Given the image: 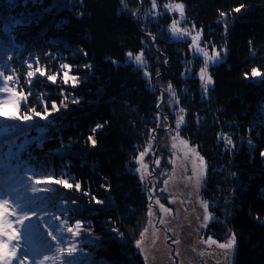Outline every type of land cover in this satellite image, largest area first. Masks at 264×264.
Masks as SVG:
<instances>
[{"label":"trees","instance_id":"1","mask_svg":"<svg viewBox=\"0 0 264 264\" xmlns=\"http://www.w3.org/2000/svg\"><path fill=\"white\" fill-rule=\"evenodd\" d=\"M54 1L0 0V35L7 42L3 28L12 23L6 30L15 28L20 51L16 55L12 49L11 61L0 54V64L16 70L25 93L29 86L21 62L29 56H39L49 75L59 73L60 63L67 62L73 65L71 74L80 79L72 88L70 83L35 77L21 113L33 107L43 113L46 103L51 114L46 119L34 116L31 124L46 125L48 131L42 144L32 143L24 151L14 146L24 143L21 132L3 136L0 198L22 177L66 179L73 184L71 189L50 183L54 186L50 191L44 183V198L30 205L44 208V213L70 227L83 222L80 234L73 235L77 250L70 252L69 264H144L133 238L142 227L148 202L127 167L143 144L158 100L139 72L126 64L127 53L135 55L143 49L144 33L122 9V0H75L72 10L56 7ZM169 1L182 3L204 33L223 34L227 56L211 70L214 83L207 98L196 78L181 77V54L174 45H159L167 59L161 69L167 71L165 81L182 93L180 105L186 118L181 135L208 167L202 198L217 208L228 206L225 224L236 244L233 264H264V75L245 79L253 67L264 73V0ZM135 5L137 0H128L127 9ZM241 5V12H235ZM17 20L22 23L16 26ZM65 96L66 109L61 107ZM73 99L80 103H72ZM52 102L59 111L51 112ZM98 124L103 127L93 132ZM35 134L33 130L28 135ZM225 137L233 144L228 145ZM93 197L103 204H96ZM217 208L213 212L221 219ZM209 229L213 239L223 241L216 222ZM6 261L0 255V264Z\"/></svg>","mask_w":264,"mask_h":264},{"label":"rangeland","instance_id":"2","mask_svg":"<svg viewBox=\"0 0 264 264\" xmlns=\"http://www.w3.org/2000/svg\"><path fill=\"white\" fill-rule=\"evenodd\" d=\"M8 1L14 2V0ZM74 2L75 0L54 1L56 7L70 10L74 8ZM156 3L157 8L153 9L152 0H137V5L127 9L125 5L128 4V0H122V9L127 10L144 33L143 49L138 54L143 52L145 64L138 68L134 62H130L128 56L126 64L132 65L133 69L139 72L148 88L157 95V105H159V107L156 105L157 113L151 120L143 144L136 148L127 167L129 172L136 176L148 202L147 212L141 222L142 227L139 232H135L133 245L140 253L144 264H199L197 254L208 256L209 253H214V257L220 254L221 264H233L235 242L231 249L219 247V244H226L234 235L225 224L227 213L224 210H227L228 206L217 208L216 203H209L202 198V190L208 178V167L197 148L181 135L186 118V110L180 105L182 93L174 89L171 84V90H169V83L164 79L167 71L161 69L163 65L167 66V59L162 55L159 45L175 46L177 53L181 54L180 63L183 68L181 77L196 78L204 98L209 96L212 84L208 85L205 91L199 79V70L204 66L203 57L196 54L194 50H190V36L182 40H176L171 36L169 26L173 19L178 18V14H168L164 4L173 2L156 0ZM184 10L185 20L179 26L188 28L193 35L202 30L199 43L201 47L207 46L210 55L213 46L220 51L219 61L209 65L208 72L211 75V70L227 56L223 34L216 31L204 33L202 28L197 27L190 20L185 6ZM193 25H195L194 29ZM225 49L226 53L223 51ZM144 71H148L150 76L145 77ZM59 73L57 80L63 81L62 70ZM172 92L175 93L174 97ZM0 99H7V95H0ZM181 108L184 110L183 113L180 112ZM178 115H183L184 121L178 130L179 137L175 141L177 147L173 148ZM15 123L17 122L12 120L4 121V124L14 125ZM22 123L31 124L32 121ZM2 138L0 137V141ZM180 140L187 142V148L180 144ZM149 141L152 142V148L143 161L148 164V169L144 179L141 180L140 173L135 172V169L139 167L136 160L148 147ZM188 149H195V152ZM157 159L160 161L159 166L155 163ZM141 171L143 172V169ZM28 177H22L12 190H10L11 187L7 190L6 196L0 198V248L3 252H12V257L7 261V256L1 255V261L3 263L6 261L8 264H69L67 258L71 255L70 252L77 250L73 233L68 231L70 226L60 218L44 213L42 211L45 210L44 208L35 209L30 205L32 201L37 202L39 197L44 198L46 190H41L44 183L37 184L36 180L33 181ZM197 181H199L198 184ZM45 185L52 191L54 186L50 182ZM156 200L170 209V213H162L160 204H157ZM204 202L208 205L207 214L210 217L207 222L203 219L205 210L202 204ZM9 208L15 215L7 214L5 209ZM212 208L220 210L223 217L217 218ZM150 209L152 216L149 215ZM161 220L165 222L162 224ZM9 221L14 226V232L9 228ZM212 222H216L219 230L222 231V242L208 236L211 231L209 225ZM119 240H121L120 235ZM211 240L216 243H211ZM216 251L218 253H215Z\"/></svg>","mask_w":264,"mask_h":264},{"label":"snow or ice","instance_id":"3","mask_svg":"<svg viewBox=\"0 0 264 264\" xmlns=\"http://www.w3.org/2000/svg\"><path fill=\"white\" fill-rule=\"evenodd\" d=\"M127 5H125L126 7ZM242 5L239 7H236L234 9L235 12L239 13L241 12ZM152 8L156 9L157 8V3L156 0H152ZM164 8L167 10L168 14H178L177 19H173L171 21V24L169 26V31L171 33V36L175 38L176 40H182L184 37H189L191 38V43L189 44L190 50H194L196 54L202 55L203 57V62L204 66L199 70V79L202 82V85L207 91V86L213 84V80L211 78L210 73L208 72V68L210 64L217 63L220 58V51H217L215 47L213 46L212 48V54L210 55L207 46L201 47L200 46V40H201V35H202V30L197 31L194 35L189 31L188 28H181L179 25L181 24L182 21L185 20V10H184V5L182 3H166L164 4ZM221 16L224 15L223 12L220 13ZM15 25H19L22 22L17 20L14 22ZM11 24H7L3 28V33L4 35L7 36V42H5L4 36L0 35V54L6 57L8 61H11L13 59V55H10L9 53L12 52V49H15V54L20 55L19 51V46L16 45L15 43V37H14V32L15 28H13L11 31L6 30V28H11ZM225 31L227 30L228 25H225ZM195 28V25H193V29ZM154 39V38H153ZM226 53V49L223 50ZM83 55H87L86 52L82 53ZM127 56L129 57L130 62H134L138 68L140 66H143L145 64V61L143 59V52L140 54H137L133 57V54L131 52L127 53ZM34 63L37 65L35 68L33 67ZM21 66L25 69V78L26 82L29 86V91L25 93L22 88H20L18 84L19 80V74L16 72L14 68H11L9 65L6 63L0 64V95H7V99H0V137H3L5 135L11 134L13 130H17L21 132V134L24 136V143L19 144V145H14L15 147H18L21 151H24L26 147L32 143H37V144H42L45 139V134L48 131V127L46 125L41 126L38 123L35 125L32 124H21V125H12L6 127L4 124L5 120H12V121H22V122H29L33 120V117H40L41 119H46L47 115H50L51 113L49 112L47 108V104H44V112H37L36 109L33 107L31 109H27L21 114V103L22 102H27L29 95H31V83L35 79V77L38 75L39 77H45L47 81H50L52 83H56L57 81V76L60 75V73L56 74H47L48 72V66L46 65L45 67L40 66V59L39 56H29V58L22 60ZM85 67L90 68L91 65H85ZM59 68L62 70V79L63 83L65 85L71 84L72 88H76L78 83L80 82L79 76L73 75L72 73V68L73 65L64 62L60 63ZM7 70V74H6ZM136 70V69H134ZM264 75V73H261L257 68L253 67L251 69L250 76L248 73H245V79H255L258 77H261ZM144 76L149 77L150 74L148 71H144ZM169 90H171V85L169 84ZM173 97L175 96V93L172 92ZM68 99L67 96L64 97V100L61 101V107H64L65 109L67 108V104L64 102ZM74 104L80 103L78 99H73L71 101ZM171 103V101H169ZM159 107V105H157ZM59 111V108L57 107V104L55 102H52L51 105V112H57ZM183 109H180V112L183 113ZM157 118H159V114H157ZM184 121V116L183 115H178V119L176 121V136L173 137V144L172 147L176 148L177 145L175 141L179 137V129L181 127V124ZM52 123V122H49ZM103 125H96V128L93 129V132H95L97 129L102 128ZM35 131L34 136H29L28 134L32 131ZM225 142L228 145H232L233 142L230 138L225 137ZM88 140L91 142V146L95 147L96 146V140L93 138V136H89ZM250 143V142H249ZM180 144L183 145L185 148H187V142L180 140ZM152 148V142L149 141L148 147L145 149L144 152H141L139 154L138 159L136 160V163L139 165L137 169H135V172L140 173V178L141 180L144 179V174L147 173L148 169V164L144 163V157L148 154V152ZM188 151L195 152V149H188ZM198 155V153H197ZM262 157H264V153L261 154ZM156 165L159 166V159L155 161ZM201 165L203 164V160H200ZM195 169V165H193ZM143 169V172L141 171ZM37 184H42V183H55L58 185L64 186L66 189H71L73 187V184L70 183L68 180L60 178L56 179L54 177L48 176L45 179H37L35 181ZM199 181H197V184ZM165 184H167V181H165ZM75 188L77 190H80L81 185L80 183L75 184ZM93 200L95 201L96 204H103L102 201L95 199L93 197ZM77 203L76 201H73V204ZM157 204H160L159 200H156ZM202 207L205 210V215L203 217L204 221L207 222L209 220V215L207 214V209L208 205L206 202L202 204ZM75 209H71V211H74ZM8 215H15V213L11 212V209H5ZM65 211H68V209H65ZM160 211L162 213H170V209H167L164 207V205L160 204ZM149 215L152 216L153 213L151 212V209L149 210ZM21 223L23 221H20ZM164 220H161L160 223H164ZM9 228L11 231H15L14 226L11 224L9 221ZM83 228V222L82 221H76L74 226L70 227L68 229L69 232L73 233V235L78 236L80 234L79 230ZM141 237L143 238V234H141ZM211 243H216L214 240L210 241ZM235 242V236L233 235L232 238L226 243V244H219V247L224 249H231L234 245ZM137 247H139V242H137Z\"/></svg>","mask_w":264,"mask_h":264},{"label":"flooded vegetation","instance_id":"4","mask_svg":"<svg viewBox=\"0 0 264 264\" xmlns=\"http://www.w3.org/2000/svg\"><path fill=\"white\" fill-rule=\"evenodd\" d=\"M210 234H213L212 231H210L208 236H211ZM215 253H218V251H216ZM213 254L214 253H209L208 256H202V255L198 256L197 254V261L199 262V264H221L220 254H217L216 257H214Z\"/></svg>","mask_w":264,"mask_h":264}]
</instances>
